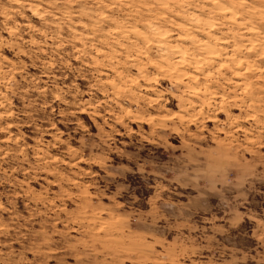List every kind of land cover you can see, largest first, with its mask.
I'll return each instance as SVG.
<instances>
[{
	"label": "clouds",
	"instance_id": "1",
	"mask_svg": "<svg viewBox=\"0 0 264 264\" xmlns=\"http://www.w3.org/2000/svg\"><path fill=\"white\" fill-rule=\"evenodd\" d=\"M0 264H264V0H0Z\"/></svg>",
	"mask_w": 264,
	"mask_h": 264
}]
</instances>
